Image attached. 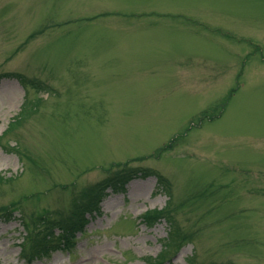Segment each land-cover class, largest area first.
I'll return each mask as SVG.
<instances>
[{
	"label": "rangeland",
	"instance_id": "obj_1",
	"mask_svg": "<svg viewBox=\"0 0 264 264\" xmlns=\"http://www.w3.org/2000/svg\"><path fill=\"white\" fill-rule=\"evenodd\" d=\"M156 263L264 264V0H0V264Z\"/></svg>",
	"mask_w": 264,
	"mask_h": 264
},
{
	"label": "trees",
	"instance_id": "obj_2",
	"mask_svg": "<svg viewBox=\"0 0 264 264\" xmlns=\"http://www.w3.org/2000/svg\"><path fill=\"white\" fill-rule=\"evenodd\" d=\"M133 171H134V168H127V172L129 173V175ZM146 171L140 172V173H143L142 176H145L148 174V172H146ZM162 211H163V209H159L158 211H155L154 213H151V214L146 213L144 215V217H149L153 220H158L159 218L163 217ZM78 225H79L78 222L70 223L67 226L63 227L62 231L59 234H57V235L52 234V235L48 236L50 241H51L48 245H53V249H51V250L47 249L45 244L38 245V246H36V244H35L32 247L30 256H32V255L38 256V255H42V254L49 256L53 251L55 252L58 249H64V248L69 247L73 243L72 241L76 238L77 233L79 231H82L84 228V226L82 224L79 226Z\"/></svg>",
	"mask_w": 264,
	"mask_h": 264
}]
</instances>
